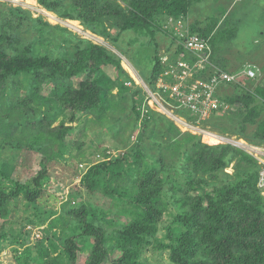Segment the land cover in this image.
Masks as SVG:
<instances>
[{"label":"trees","instance_id":"1","mask_svg":"<svg viewBox=\"0 0 264 264\" xmlns=\"http://www.w3.org/2000/svg\"><path fill=\"white\" fill-rule=\"evenodd\" d=\"M37 1L44 9L59 13L61 18L95 25L105 17L112 21L113 17L117 16L119 31L147 32L155 46L151 74L146 79L150 84L160 72L157 38L168 37L165 39L169 40V45L180 41L163 30L164 21L187 17L191 8L201 0H129L130 10L120 12L107 0H73V6L79 7L75 12L65 11L62 4L54 0ZM85 13L91 15L87 20L83 16ZM218 25V21L209 20L203 28L190 25L189 30L192 34L209 39L212 49L211 62L221 70L230 72L227 71V61L219 60L215 53L219 49L217 44L220 41L227 39L229 43L234 39L230 38L234 31L236 33V29L228 34L229 27L219 31ZM152 27L155 28L154 31ZM181 53L182 48L177 47L176 54ZM107 66L125 76L120 90L123 92L122 98L126 95L129 98L130 116L135 126L139 125V135H145L152 124L160 123V119L164 120L165 128L158 129L160 137L157 139L162 137L177 149L184 146L179 150L188 155L184 163H187L189 171L179 172L180 179L165 189L169 178L165 176L167 173L164 177L161 176L163 162L145 161L147 150L143 142L139 143L137 137L133 145L135 149L132 148L138 151L135 154V162L114 173L112 168L118 166L120 161L111 163L105 159L106 161L92 165L81 181V186L88 192L97 190L98 186L107 198L121 207L122 212L118 216H123L125 221L118 223L119 225L112 224L113 220H106L107 214L97 218L96 213L90 212L87 205H79L53 221V224H61L65 222L63 218L71 216L77 225L76 233H68L65 236L63 250H57L54 244L45 248L41 246L34 253L26 248L24 256L17 257L20 264H77L81 250L87 251L85 264H104L113 250L120 253V256L112 264H145L140 259L141 253L151 244V239L157 236L159 221L170 205L176 208L171 222L173 227L167 230V242L160 243L158 247L168 251L172 264H264V199L257 188L259 166L251 156L226 145L208 146L198 137L181 133L171 121L157 113H148L140 122V113L137 110L144 97L141 89L133 85V82V89L125 86L131 78L122 68L120 59L104 47L89 42L72 57L51 58L30 56L23 51L10 53L0 44V83L20 75L30 77L31 95L25 93L24 99L20 101L22 105L32 104L33 95L39 93L38 86L50 82L55 86L51 96L58 100L62 109L73 114L93 116L96 121L103 119L104 113L110 108L107 101L102 104V95L104 91H113L114 87L111 83L100 84L97 81L103 68ZM82 75H85V79L74 86L71 81ZM242 82L246 84L245 81ZM229 87L232 90L236 88L235 85ZM242 92L222 94L220 99L234 110L213 114L208 122L210 125L213 123L211 127L216 131L232 133L242 138L250 136L251 139H247L249 142L259 144L264 142V121L258 123L264 109V87H255L252 92ZM24 108L26 110L27 107H22L17 113L24 114ZM183 115L187 118L185 113ZM72 116L74 119V115ZM223 119H232L236 123L225 128L221 123ZM45 120V125L40 126L39 131L33 134V140L30 139L31 142L23 147L41 152L42 148L47 146L50 154L45 156V160L40 164L41 168L33 178L32 188L18 184L14 191L0 190L1 221L9 217V206L20 194L27 203L34 202L40 196L41 182L46 176V163L54 160L67 148L66 139L71 127L62 123L51 129L50 121ZM249 126L255 127L250 135L247 132ZM11 129L10 133L8 127L3 129L6 136H13L15 132L27 134L24 127ZM154 129L156 125L153 126ZM26 134L21 135L23 140L26 139ZM37 143L41 147L37 146ZM232 161H235L232 179L227 177V182L224 180L218 186L206 181V175L213 180L219 178ZM111 172L110 178L105 181L106 174ZM121 181L126 182L125 186L131 182V189L130 186L121 188ZM113 183L117 186H113ZM180 193L181 198L178 196ZM99 212L103 213L101 210ZM99 223H106L107 227H111L110 230L101 227Z\"/></svg>","mask_w":264,"mask_h":264},{"label":"rangeland","instance_id":"2","mask_svg":"<svg viewBox=\"0 0 264 264\" xmlns=\"http://www.w3.org/2000/svg\"><path fill=\"white\" fill-rule=\"evenodd\" d=\"M54 1L61 3L65 11L75 12L76 8L79 10L78 6H73V0ZM107 1L113 4V7H116L119 12L130 10L129 0ZM192 12L195 13L194 19H197V23H202L201 20L205 22L216 20L219 22L218 30L229 27L230 33L228 34L233 33V29H236V33L234 31L230 38H234L231 42L228 43L227 39L224 40L221 37L223 41L217 44L219 49L217 48L215 53L219 60L227 61V71L237 73L246 65L258 69L259 80L250 83L246 80V84L241 80L235 90L228 87L225 89V93L229 95L236 91L242 94V91L252 92L255 87H264V0H201L199 4L191 8L190 14H194ZM83 16L87 20L91 15L85 13ZM116 20H119L117 16H114L112 21L105 17L95 25L83 24L80 21L61 18L59 13L44 9L37 0L32 2L0 0V44L10 53L23 51L30 56H49L51 58L72 57L77 50L84 48L85 44L89 42L104 47L120 59L126 74L134 79L133 85L138 86L137 88L141 89L144 96L143 87L147 84L143 82H146L151 74L155 46L147 32L119 31ZM198 27L202 28L200 25ZM151 29L155 30L154 27ZM120 51L123 55L120 54ZM124 78L125 76H121L120 72L113 67L103 68L97 81L100 84L111 83L114 88L109 93L103 92L102 104L107 101L110 108L104 113L105 117L97 119V121L93 116L73 114L62 109L58 100L53 95L51 96L55 86L50 82L41 86L37 85L40 87L39 93L33 95L34 101L32 104L27 103L26 106L22 105L20 101L24 99L25 93L28 96L31 95L29 76L20 75L0 83L1 191H14L18 184L33 187V178L40 170V164L45 160V156L50 154V150L45 146L41 152H35L23 146L31 142L30 139L33 134L35 135L39 131L40 126L45 125V119L50 121L51 129L62 123L71 127V132L66 139L67 148L54 160L46 163V176L41 182L40 196L34 202L27 203L20 194L10 204L8 209L10 215L5 219L6 221L0 220V264H20V259L17 257L24 256L26 248L31 249V252L34 253L41 246L45 248L49 244H54L57 250L62 251L65 236L68 233H76L77 225L71 216L63 218L65 222L61 224H53V221L58 217L65 216V213L76 209L79 205H87L90 212L96 213L97 218L107 214L106 220H113L112 224L123 223L125 218L118 216L122 212L121 207L107 198L106 194L98 189V186H96L97 190L88 192L85 187L81 186V181L92 165L102 161L107 160L111 163L116 160L120 161L118 166L112 168L114 173L126 169L135 162V154L138 151L133 150L135 149L133 145L137 137H139V143L143 142L146 147L145 161L157 163L159 160L163 162L160 170L161 176L164 177V174L167 173L168 175L165 176L169 178L166 181L165 189L180 179L179 172L189 171L187 163H184L188 155L180 151V148L184 146H179V150L175 145L165 142L164 138L157 139L160 137L158 129L165 128L164 120L160 119V123L152 124L156 125V129L153 130L152 126L145 135L143 133L139 135L140 129L137 124L135 126V122L130 116L129 98L127 95L122 98L123 92L120 90V84ZM84 79L85 75H82L71 82L77 86ZM129 89H133V86L131 85ZM144 98L145 96L143 101ZM22 107L27 108L26 110L24 108L25 112L21 115L17 112ZM233 110L232 107L229 111ZM72 115H74V119ZM222 121V126L225 128L236 123L232 119H223ZM262 121H264V109L258 123ZM212 124L211 122L210 125L207 120L202 122L200 128L208 133L226 136L232 141L244 143L248 145L246 149L249 151L255 148L253 153L264 149V142L254 144L247 140L248 137L251 139L250 136L242 138L232 135V133H221L213 129ZM218 125L221 124L218 123ZM7 127L9 133L12 130L11 127H24V132L27 134L15 132L13 136L8 137L3 132V129ZM254 129V126H249L248 134L250 135ZM22 134H26V139L23 140ZM188 134L198 137L202 143L206 141L208 146L214 147L218 144V142L211 144L206 136L203 140L198 134ZM18 146L23 148L19 149ZM37 146L41 147L38 143ZM230 147L237 149L233 146ZM234 166L235 161H232L223 170V174L219 175V178L213 180L206 175V181L217 186L224 180L227 182V177L232 179ZM111 174L112 172L106 174L105 181L110 178ZM125 183V181H121L120 187L126 189L131 185V182L126 186ZM95 184L96 182H94ZM113 186H117V184L113 183ZM258 190L264 199L263 190L259 188ZM181 195L182 193L178 196L181 198ZM169 201L172 202V200ZM167 208L159 221L157 236L151 239V244L141 253L140 259L145 264H172L169 261L168 251L158 247L160 243L167 242V230L172 226L173 215L176 213L175 206L170 205ZM99 210L103 213H98ZM52 224L53 226H51ZM98 225L103 228L107 227L106 223ZM107 228L110 230L111 227ZM78 240L81 241L80 238ZM119 256L120 253L113 250L105 259L104 264H112ZM86 258L87 251L81 250L77 257V264H85Z\"/></svg>","mask_w":264,"mask_h":264},{"label":"built area","instance_id":"3","mask_svg":"<svg viewBox=\"0 0 264 264\" xmlns=\"http://www.w3.org/2000/svg\"><path fill=\"white\" fill-rule=\"evenodd\" d=\"M189 29L186 17L165 20L163 30L180 41L170 45L168 51L160 50V72L154 76L152 83L143 82L147 85L143 87L144 101L138 108L139 121L150 112L157 113L172 121L181 133L198 134L203 140L205 136L213 137L218 142L217 145L233 146L245 151L259 166L257 187L263 190L264 195V149L253 153L255 148L249 151L246 149L248 145L244 143L208 133L200 128L202 122L209 120L213 114L232 109V106L220 99L225 89L232 85L237 86L240 80H259L258 69L246 65L237 73L221 70L211 62L209 39L192 34ZM177 47H181L183 53L177 55ZM133 80L126 82L125 86L131 87V83L135 82Z\"/></svg>","mask_w":264,"mask_h":264},{"label":"crops","instance_id":"4","mask_svg":"<svg viewBox=\"0 0 264 264\" xmlns=\"http://www.w3.org/2000/svg\"><path fill=\"white\" fill-rule=\"evenodd\" d=\"M192 13H194V12H192ZM194 15H195V13L189 14L186 17L189 20V26L190 25L191 26L196 25L198 27V25H200L203 28V26H205L208 23L207 21L205 22L204 20H201V19L200 20L202 21V23H197L196 22L197 19H194ZM191 17H193V18H191ZM157 42L159 43V50H167L168 51V49L170 48L169 40L165 39L163 36H159L157 38Z\"/></svg>","mask_w":264,"mask_h":264},{"label":"bare ground","instance_id":"5","mask_svg":"<svg viewBox=\"0 0 264 264\" xmlns=\"http://www.w3.org/2000/svg\"><path fill=\"white\" fill-rule=\"evenodd\" d=\"M28 2L30 1V2H32V1H34V0H27ZM75 23V22H74ZM208 138H211V139H208ZM207 139L208 140H210V143L211 144H216V141L214 140V138L213 137H208Z\"/></svg>","mask_w":264,"mask_h":264},{"label":"clouds","instance_id":"6","mask_svg":"<svg viewBox=\"0 0 264 264\" xmlns=\"http://www.w3.org/2000/svg\"><path fill=\"white\" fill-rule=\"evenodd\" d=\"M244 67V66H243ZM172 122V121H171ZM173 123V122H172ZM175 125V124H174ZM138 127H139V125H138ZM176 127V126H175ZM177 128V127H176ZM178 129V128H177ZM179 130V129H178Z\"/></svg>","mask_w":264,"mask_h":264}]
</instances>
